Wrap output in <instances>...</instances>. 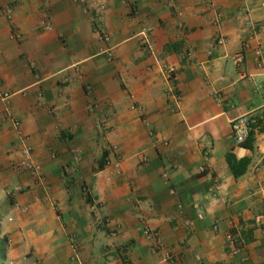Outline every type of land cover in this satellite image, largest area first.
<instances>
[{
    "label": "crops",
    "instance_id": "crops-1",
    "mask_svg": "<svg viewBox=\"0 0 264 264\" xmlns=\"http://www.w3.org/2000/svg\"><path fill=\"white\" fill-rule=\"evenodd\" d=\"M0 92L14 228L61 214L90 264H264V127L231 135L264 110V0H0ZM26 147L40 177L11 171ZM100 216L125 263L96 261Z\"/></svg>",
    "mask_w": 264,
    "mask_h": 264
},
{
    "label": "rangeland",
    "instance_id": "rangeland-1",
    "mask_svg": "<svg viewBox=\"0 0 264 264\" xmlns=\"http://www.w3.org/2000/svg\"><path fill=\"white\" fill-rule=\"evenodd\" d=\"M100 34L101 32L99 36ZM17 162L11 163V171L13 164ZM16 187L18 191H14L15 186L11 189L0 186V264H90L80 258L79 251L83 243L78 241L70 223L66 224L58 212L55 228H51L52 222L49 221L37 225L27 219L22 220L20 227L14 228L18 221L14 210L15 197L12 194L25 191L21 186ZM95 221L96 231L101 233H97L90 241L92 246L101 249L94 254L96 261L113 262L120 259L125 263L119 251L108 253L117 239L116 232L107 228L108 220L100 216ZM126 245L127 243L120 244L119 247Z\"/></svg>",
    "mask_w": 264,
    "mask_h": 264
},
{
    "label": "built area",
    "instance_id": "built-area-1",
    "mask_svg": "<svg viewBox=\"0 0 264 264\" xmlns=\"http://www.w3.org/2000/svg\"><path fill=\"white\" fill-rule=\"evenodd\" d=\"M215 0H208L209 3H213ZM172 4L176 6L178 0H171ZM45 25L46 21H41ZM48 28V27H47ZM100 39L103 41H108V36L105 33L100 34ZM217 44H223L225 40L223 38L217 39ZM258 56L260 52L256 53ZM242 61L241 54L235 56V62L240 63ZM1 93V92H0ZM1 97L4 99L7 97L6 94L1 93ZM15 126H18V123L14 122ZM264 127V110L253 111L245 115L239 116L231 121V135L235 145H242L251 134H255L257 130ZM23 157L17 163L13 164L12 171L15 175H32L35 177H40V166L34 163L32 154L28 147L23 149ZM17 187L14 188V191H18ZM83 191H87L86 188ZM185 225H189V221H185ZM216 228V227H215ZM144 235L156 246V248H161L162 243L159 238L158 233L155 230L150 228H144ZM226 240L230 245V248L233 254L239 253V239L238 236L234 233L226 234Z\"/></svg>",
    "mask_w": 264,
    "mask_h": 264
},
{
    "label": "trees",
    "instance_id": "trees-1",
    "mask_svg": "<svg viewBox=\"0 0 264 264\" xmlns=\"http://www.w3.org/2000/svg\"><path fill=\"white\" fill-rule=\"evenodd\" d=\"M252 135L251 134L249 136V138L242 144L243 147L245 148H250V144H251V141H252ZM104 154L102 155L101 159L97 162V166H96V169L95 171H99V170H102L104 165H105V160H104ZM227 162H228V165H229V168H230V171L233 175V177L237 178L239 176H241L242 174H244V172L246 171V167H247V160H241L239 162H237L235 160V157L230 153L227 155ZM85 187L82 188V191ZM85 193V200L86 202H90V196L89 194L87 193V191H83Z\"/></svg>",
    "mask_w": 264,
    "mask_h": 264
}]
</instances>
